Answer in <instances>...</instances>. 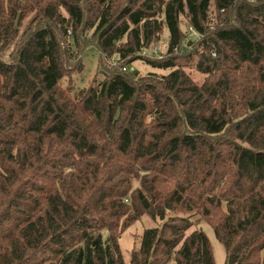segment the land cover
Wrapping results in <instances>:
<instances>
[{
  "label": "trees",
  "instance_id": "1",
  "mask_svg": "<svg viewBox=\"0 0 264 264\" xmlns=\"http://www.w3.org/2000/svg\"><path fill=\"white\" fill-rule=\"evenodd\" d=\"M88 47L103 76L63 87ZM144 216L130 264H216L202 223L264 264V0H0V264H126Z\"/></svg>",
  "mask_w": 264,
  "mask_h": 264
},
{
  "label": "rangeland",
  "instance_id": "2",
  "mask_svg": "<svg viewBox=\"0 0 264 264\" xmlns=\"http://www.w3.org/2000/svg\"><path fill=\"white\" fill-rule=\"evenodd\" d=\"M251 1H255V0H251ZM32 16L33 14H31L30 17L26 18V20L23 21V25L20 28V32L25 31V29L30 24V19L32 18ZM182 29L183 31L188 33L187 41L198 42L201 39L199 34H197L195 31L190 30L189 26L185 21L182 22ZM92 33L93 32L86 33L84 35V38L81 40V43L83 42L82 44L84 43L89 44L90 42H92L91 41ZM168 42H169V34L167 31H164L161 39L158 42H155L149 47L143 49L140 52V54H138L137 56V57H141L142 59L136 61L130 67L133 68L135 71H137L140 77H147L152 73H156L158 75L168 74V72L166 71L153 69L151 66H149L146 63L147 59L153 60V59H161L166 57L168 52ZM84 45H81L80 48L81 50L82 48H84ZM186 47L187 46H185L184 49H186ZM64 48H66L65 45ZM114 57H116V60L113 59ZM114 57L111 59L110 64L116 66L118 65V57L117 56ZM99 61H100L99 54L93 47L85 48L83 54L81 51L77 61L72 62V63H76L77 66L81 64V66H79L81 70H79L78 73L75 71L69 72L68 77L62 82V86L67 87L69 85H74L76 89H82L84 87H87V85H89L90 83H93V81L98 77V75H100L99 77H102L103 75L99 74L100 72ZM180 61H181L180 63H187L185 60H180ZM185 69L187 73H189L196 82L198 83L203 82L204 77L199 72H197L193 66L188 65L187 68ZM158 225H160L159 220L154 221L148 216H144L140 221L136 222L122 235L120 239V246L126 264H130V255L134 247L139 246L138 236H141L146 229L158 227ZM199 228L202 229L210 239L216 264H225L226 253L224 246L216 239L214 231L211 228V226H209L206 223H202Z\"/></svg>",
  "mask_w": 264,
  "mask_h": 264
},
{
  "label": "built area",
  "instance_id": "3",
  "mask_svg": "<svg viewBox=\"0 0 264 264\" xmlns=\"http://www.w3.org/2000/svg\"><path fill=\"white\" fill-rule=\"evenodd\" d=\"M190 30H191V31H193V28H192V27H190ZM113 59H114V60H116V57H114Z\"/></svg>",
  "mask_w": 264,
  "mask_h": 264
}]
</instances>
